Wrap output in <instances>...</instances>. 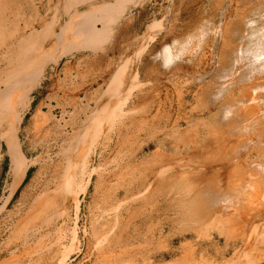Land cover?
Wrapping results in <instances>:
<instances>
[{"label": "bare ground", "instance_id": "1", "mask_svg": "<svg viewBox=\"0 0 264 264\" xmlns=\"http://www.w3.org/2000/svg\"><path fill=\"white\" fill-rule=\"evenodd\" d=\"M27 1L0 0V160L4 144L10 159L12 179L7 201L22 183L28 170L40 159L39 156H27L19 132L24 115L30 108L32 93L40 84L46 69L73 51L104 49L112 33L119 32L121 35L124 30V26L118 25V17L125 13L129 4L136 3L135 0H65L62 2L65 9L62 13L68 14V18L57 33L54 29L56 17L60 13L47 19L46 14H41L35 5L25 7L23 2ZM241 3L244 8L236 14V19L222 16L218 29L211 27L222 41L219 55L221 66L207 80L200 75L192 76L191 80L195 83L198 81V86L193 90L196 103L190 113L196 112L198 117L190 127H180V120L187 117L182 112L185 109L184 98L179 101L175 117L168 105L169 94L163 97L153 90L137 96L133 103L128 104L138 86L130 83L138 78V73H132L130 69L154 36L136 51L135 59L127 58L110 74L107 88L101 91L102 104L98 102L89 108L86 118L82 119L77 129L76 137L68 144L64 170L56 189L40 193L33 200L18 221L15 234L23 230L28 232V229L37 230L63 215L65 208L59 207V197L62 195H69L77 215L80 197L87 192L97 172V168L89 169L91 159L99 149H105L117 134L123 139L124 145L132 141L139 143L136 153L128 156L123 164L118 162L117 177L114 180L109 178L106 183L103 198L108 204L104 206L103 215L110 219L104 226L99 244L108 243L110 238L111 242L121 243L122 247L129 246L130 250L134 248V241H139L143 230L149 228L148 222L161 215L171 226L178 225L181 231H193L201 237H209L214 231L224 237V246L220 248L216 247L215 240L208 238L209 247L206 251L200 240L183 244L184 254L173 260L172 264H264V26L260 28L259 25L255 27L252 23L248 24L250 35L242 34L247 28V20H250L246 13L264 15V0H241ZM80 7L84 8L81 10ZM254 14L250 17L254 18ZM35 20H40L38 27L32 23ZM20 21L24 22V27L31 26L30 32L20 30ZM99 22L100 27L97 24ZM196 24L200 25L198 22ZM159 27L153 30L156 34L160 31ZM199 34L203 36L204 32ZM245 37L251 43L246 44V41V45L238 44L239 41L244 42ZM196 45L200 44L196 42ZM169 49L166 47L163 51V59L168 68L178 69L176 75L179 81L182 75H186L179 73L181 61L175 62L181 56L175 57L179 54L177 49H173L175 55ZM187 50L186 54L189 52ZM246 65L247 68H244ZM175 93L178 98L181 97L180 90ZM114 96L118 100L116 105L111 106L106 97ZM36 116L43 117L39 111ZM161 132L162 137L157 136ZM149 141H153L156 146L149 156L144 157L145 146H151ZM36 180L37 177L33 178L32 183ZM125 235L128 239L126 245L123 243ZM76 239L78 229L73 232V241ZM210 247L215 248V253L205 256L204 253ZM67 257L66 251L59 264H65ZM218 257L222 260L218 261ZM133 259L130 256L124 260V264H133Z\"/></svg>", "mask_w": 264, "mask_h": 264}, {"label": "rangeland", "instance_id": "2", "mask_svg": "<svg viewBox=\"0 0 264 264\" xmlns=\"http://www.w3.org/2000/svg\"><path fill=\"white\" fill-rule=\"evenodd\" d=\"M64 1L65 0H29L23 2V5L25 7L29 4L35 5L36 8L40 10L41 14H46L47 19H52L56 13H60V15L56 17L54 29V31L58 33L60 32V26L68 18V14L65 12L62 13V10H65L63 8ZM135 1V4L128 5L124 11L125 13L119 16L117 20L118 25L119 23L121 27L127 25V28L130 29L131 39H129L128 42L121 40L122 36L119 35V32H114L106 40L107 42L105 43L104 49H80L73 51L63 56L57 63L51 64L46 69L40 84L35 87L32 93L31 105L24 115L19 132L22 146L27 156L31 158L39 156L40 159L28 170L26 177L8 201L12 179L9 172L10 159L6 153V147L3 144L2 158L0 160V264H59L60 259L66 251L68 257L65 264H124V260L126 261L130 256L134 258L132 260L133 264H172L173 260L184 254V249L182 248L183 244L200 240L203 250L206 251L209 247L207 244L208 238H211L217 242L216 247L220 248L224 246V237L219 236L214 231H212L213 234L209 237H201L193 231H181L178 225L171 226L169 221L161 215L155 216L154 218L156 219H153L152 222H148L150 225L149 228L146 227L143 230L140 236L141 240L139 239L137 242L138 244L134 241V245L132 244L134 248L132 247L130 250L128 249L129 246H125L127 247L125 250V247H122L121 243L115 244V242H111L110 238H108V243H98V240L104 233V226L110 219L106 215H103L104 206L108 204L107 200L103 198L106 183L109 178L114 180L117 177V172L119 170L117 169L118 162L123 164V161L126 160L128 156L136 153L138 149L139 142L132 141L131 144L124 145L122 142L123 139L119 138L117 134H115L105 149H99L97 154L91 159L89 169L97 168V172L94 173L87 192L80 197V209L77 215L75 214V205L71 198H69V195H62L59 197V207L65 208V212L52 224L43 225L37 230L28 229V232L23 230L19 234L14 233L18 221L30 207L33 200L40 193L56 189L61 178L60 176L64 170L65 153L68 144L76 137L77 129L80 128L82 119L86 118L89 108L96 106L98 102L102 104L103 99H101L100 96L103 92L101 93V91H105L104 89L107 88L110 74H112L116 67L122 64L127 58L135 59L136 51H138V49L150 38L152 39L155 36L143 51L138 60L139 62L135 61L130 69L132 73H138L137 81L132 80L130 83L131 85L134 84L138 86L134 89V94L131 96L132 99L130 98L128 100V104L133 103L137 96L146 95V93L153 92L154 90L156 93L158 91L163 97L169 94L170 99H168V105H170L171 114L174 117L177 116L179 101H183L184 98V101H186L185 109L183 110L182 107L181 109L183 113L185 112L187 114V117H183V119L180 120L181 129L189 128L192 122L197 119L198 116L196 112L190 113L192 106L196 103L193 90L198 86L197 80L196 83L191 80L192 76L200 75L204 77V79H208L217 72V69L219 70V66H221L219 55L222 49V41L221 38L218 37V34H216V30L218 29V25L222 23V16H224L223 18L225 19H236V14L243 11L244 5L241 3V0H214L213 2L212 0H209L210 2L207 0ZM215 4L220 5L221 8ZM213 5L219 8H214ZM46 8L49 11L46 10ZM83 8L84 7H80L81 10ZM253 14L246 13V15H249V17H247L252 20V22H250L248 18L244 17L248 19L246 27L251 23L255 25V27L257 25H259L260 28L263 27V13H261L262 16L256 13L254 14V18L250 17L251 15L253 16ZM255 15L257 17H255ZM209 16L211 19H209ZM255 18L258 19L256 20ZM213 19H215V21ZM38 21L40 20L32 22L35 27H38ZM195 22H198L200 25H197ZM212 23L215 24H213L214 27ZM97 24L99 27L101 26L100 22ZM206 24L209 26V29ZM151 25L152 28L150 29ZM158 26L161 28L159 27L160 31L156 34L154 31L157 30L156 28ZM198 27L200 30L198 29L196 31ZM211 27L214 29L217 28L214 31L215 35L213 34L214 29ZM19 28L24 32H30L31 30V26L28 28L24 27V22L22 21L19 22ZM248 28L249 27L242 31L243 35H250L251 30H248ZM190 30L195 34L191 33ZM203 32L204 34H202ZM205 32L207 33L205 34ZM199 33L203 36H200ZM135 37L138 39L136 38L135 40ZM190 37H192V39L195 37L198 38H195V40L193 39L194 42ZM204 37H206L205 40ZM247 39L248 38L245 37V41H239L238 44H245L246 41V44L251 43V41L248 42ZM201 40L205 42H201ZM183 41L186 42L183 43ZM196 42L200 45H196ZM166 47L170 48L169 50L174 55L176 51L179 53L177 54L179 56L176 55L175 57L181 56L180 58H176L175 62L180 63L181 61L179 73L180 75H182V73L186 75H182V79L179 81H177L178 77L176 75V72H178L176 71L177 68H168V65L164 62L162 54H164L163 51ZM185 48H188L187 51L189 52L191 50L193 51L190 52L191 54L189 52L186 54ZM173 49L177 50L174 51ZM182 52L184 55H182ZM193 53L195 55H193ZM211 53L214 54V56H212ZM157 55L159 57L156 58ZM159 58L161 62H159ZM215 59L217 63H215ZM187 60L188 62H186ZM165 66H167L168 70ZM244 68H247V65ZM187 72H189L190 75ZM170 74H172V76ZM85 87L88 88L86 89ZM177 90L181 91L180 98H178L175 93ZM106 99L109 105L114 106L116 105L118 97H106ZM38 111L42 114V118H37L36 114ZM162 135L161 132L158 133L157 136L162 137ZM171 142L174 143L173 141ZM149 143L151 146L148 148L145 146L144 157L149 156L155 149L156 145L154 146L153 141H149L148 144ZM35 177H37V180L32 183ZM63 205L65 206L63 207ZM170 215L172 216L173 214ZM75 229H78V240L76 239L73 241V232ZM127 240L125 235L123 238V243H125V245ZM214 249L215 248L210 247L209 251L204 253V255L214 254ZM221 260L222 259L218 257V261Z\"/></svg>", "mask_w": 264, "mask_h": 264}, {"label": "crops", "instance_id": "3", "mask_svg": "<svg viewBox=\"0 0 264 264\" xmlns=\"http://www.w3.org/2000/svg\"><path fill=\"white\" fill-rule=\"evenodd\" d=\"M123 26H124V25H123ZM123 26H122V27H123ZM127 27H128L127 25L124 26V30H123V32H122V34H121V36H122V40H123V41H128V39H131V37H130L131 34L129 33L130 30H129V28H127ZM126 29H127V32H126ZM126 34H127V36H126ZM128 36H129L130 38H129Z\"/></svg>", "mask_w": 264, "mask_h": 264}]
</instances>
